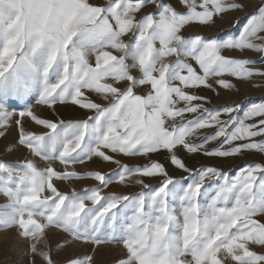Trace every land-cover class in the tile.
Segmentation results:
<instances>
[{"label": "snow or ice", "instance_id": "1", "mask_svg": "<svg viewBox=\"0 0 264 264\" xmlns=\"http://www.w3.org/2000/svg\"><path fill=\"white\" fill-rule=\"evenodd\" d=\"M179 3L0 0V137L17 117L6 151L28 153L0 159V229L23 245L11 264H97L105 246L122 250L111 264H264V160L234 174L188 163L264 154V100L201 94L236 89L225 77L264 78V0L251 11L245 0ZM233 11L244 15L223 36L186 31ZM96 161L116 167H76ZM86 178L97 183L58 187ZM113 182L139 190L105 192ZM76 244L91 247L55 258Z\"/></svg>", "mask_w": 264, "mask_h": 264}, {"label": "rangeland", "instance_id": "2", "mask_svg": "<svg viewBox=\"0 0 264 264\" xmlns=\"http://www.w3.org/2000/svg\"><path fill=\"white\" fill-rule=\"evenodd\" d=\"M93 3H102L104 0H91ZM175 7H177L180 10H183L181 4L179 3V0H169ZM247 4V8L245 11H251L253 10L256 5L259 3V0H245ZM151 5L146 7L144 9L145 12L152 10ZM244 13L240 11H233L227 13L223 19H217L216 23L211 26L207 27H198L193 26L191 28H188L186 31H198L204 35L212 36V35H220L223 36L224 31H231V25L232 23L239 17H243ZM243 23V20H241V24ZM224 54L231 55L237 58H252L255 59L258 57V53H255L250 50H246L244 52L230 50L226 51ZM256 67H264V65L257 64ZM228 79H232L233 83L236 84V89L233 90H224L220 89L217 86L218 91L220 92L219 99L215 97V93L204 89L201 94L209 96L212 98L214 104H223V103H231V102H243V106H248L251 103L254 102H260L261 100H264V78L255 77L251 82H243L240 80H236L231 77H225ZM258 85V86H254ZM34 110L38 114H42L44 116H49L50 112L47 108H44L43 106H36L33 102ZM58 112H66L67 110L63 107H58ZM77 115H80V112H76ZM17 117H12L10 121V127L6 131V135L3 137H0V159L6 160V161H17L20 159L25 158L28 153L23 148H17L15 151L7 152L6 146L14 143L17 139L18 135V129L15 125L14 121ZM25 127L34 129V130H40L37 126H35L30 120L25 118ZM3 130V129H0ZM163 154H161L160 157H154L158 159H162ZM252 157H256V155L252 154L251 152H246L241 157H234V158H227V159H219V160H207V158H204L202 156H197L195 158H188V163L191 164H198L199 163H219L221 164L226 171H231L233 174L237 170L239 166H243L246 163H254V160H252ZM124 162L126 163H145L143 159L140 160H128L126 158L120 157ZM78 170H102L104 172H111L112 169H114L116 166L111 163H103L100 162H89L86 163L84 166L77 165L76 166ZM181 174V173H177ZM113 180L115 178L113 177ZM147 183L154 184L157 182L156 179H146ZM97 182L94 181L91 178L82 179L80 181H75L72 183L69 182H58V187H60L63 191H70L71 188H76L78 191L83 190L85 187L94 186ZM138 186H122L118 185L115 182H113L107 189H105V192H116L120 194L137 191ZM6 202V198L0 195V204H3ZM51 236V234H50ZM17 240L15 231H6L0 229V264H11L12 261L17 260L19 257L17 253L22 249L23 245L15 244V241ZM53 243H54V237H52ZM90 245L86 244H76L73 247L66 249L63 252H60L58 254H55V258L58 260H63L66 257L73 256L74 254L79 253H86L90 249ZM255 250L261 251V249L256 248ZM122 250L118 247H110L105 246L97 252L96 260L97 264H111V261L115 258H119L122 255ZM27 261V257H25V264ZM37 264H40V260L37 259Z\"/></svg>", "mask_w": 264, "mask_h": 264}, {"label": "crops", "instance_id": "3", "mask_svg": "<svg viewBox=\"0 0 264 264\" xmlns=\"http://www.w3.org/2000/svg\"><path fill=\"white\" fill-rule=\"evenodd\" d=\"M251 153L256 155V157H252L253 158L252 160H254V163L255 162H261L262 160H264V154H259V153H256V152H251Z\"/></svg>", "mask_w": 264, "mask_h": 264}]
</instances>
